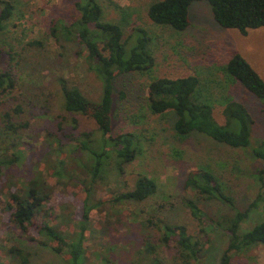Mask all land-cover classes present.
I'll return each mask as SVG.
<instances>
[{"label":"rangeland","instance_id":"rangeland-1","mask_svg":"<svg viewBox=\"0 0 264 264\" xmlns=\"http://www.w3.org/2000/svg\"><path fill=\"white\" fill-rule=\"evenodd\" d=\"M4 1H12L17 12L8 30L0 36V48L4 50L0 72L14 71L17 87L0 99V119L21 105L23 113L19 120L29 123V128L21 131L19 149L22 159L13 172L27 181L36 178L37 172L42 174L54 192L51 214L56 220L54 226L63 236H72L79 231L86 187L91 182V176L82 172L84 166L93 165L88 163L89 156L83 155V151H75L79 140L83 141V134L89 133L93 150L107 153L105 174L90 191L89 205L93 209L85 232L84 264H149L151 256L145 251V243L149 242L158 245L164 264H181L175 241L170 247L160 243L161 233L156 227L160 220L185 226L190 235L203 242L201 263L220 264L230 244V235L224 228L199 225L183 203L185 199L194 198V194L185 189L188 175L202 168L212 171L227 187L241 212H248L239 227V236L264 223V159L258 155L264 141V103L221 71L223 67L226 69L234 55L239 54L264 80V27L246 35L223 28L215 20L211 4L203 0L191 5L190 26L178 32L150 20L149 8L158 0H98L107 22H121L122 15L117 7L126 10L124 16H127L128 24L124 41H128V53L143 35L134 30H144L154 61L149 71L120 75L113 82L112 136L135 134L138 153L133 162L124 165L125 173L120 174L116 148L98 129L96 122L64 109L61 80L78 88L92 102H99L104 90L103 81L89 66L85 46L51 34L55 23L78 17L75 0ZM10 49L14 50L13 61ZM189 76L199 79L197 89L202 90L201 100L212 104L213 117L219 125L227 122L222 104L228 97L247 108L254 121L250 147L233 149L200 134L182 140L175 133L173 112L165 116L151 114L146 107L148 85L159 79ZM75 120L76 129L73 128ZM69 134L73 138H69ZM60 144L63 146L61 155L57 149ZM62 160L65 172L61 177L67 180L58 182L53 173L63 166L60 164ZM141 175L156 181L157 192L143 202L114 204L116 197L134 189ZM3 180L2 175L0 262L22 264L21 254H11L15 247L28 254L27 264H69L67 253L57 255L40 244L45 239L35 228L24 235L14 226L12 213L5 208L8 192L2 190ZM14 183L16 188L22 187L19 179ZM198 205L214 222L233 215L218 200H198ZM203 226L205 233L201 236ZM79 233H76V239ZM32 236L38 242L31 240ZM231 258V264H264V245L242 247L233 251Z\"/></svg>","mask_w":264,"mask_h":264},{"label":"trees","instance_id":"trees-1","mask_svg":"<svg viewBox=\"0 0 264 264\" xmlns=\"http://www.w3.org/2000/svg\"><path fill=\"white\" fill-rule=\"evenodd\" d=\"M196 1L203 0H158L151 4L148 11L149 18L155 24L169 26L178 32H183L190 26L189 9ZM204 1L211 4L215 20L223 28L238 30L246 35L251 30L264 27V0ZM75 7L79 13L78 17L55 23L51 34L55 38L75 40L85 46L89 66L103 81L104 90L101 100L92 102L78 88L71 87L65 80H61L65 99L64 109L69 113L90 117L96 122L103 135L113 142L118 161L117 169L120 174H123L125 173L124 165L133 162L137 157V143L136 136L132 133L120 134L118 137L112 136L115 108L113 82L120 75L146 72L153 67V57L148 48L149 39L144 30H134L143 35H140L137 45L128 53V41H124L125 26L128 24L127 16H124L126 14L124 8L117 7L122 15V21L112 23L105 21L104 10L98 0H75ZM16 12L17 8L12 1L0 0V36L8 30ZM13 51V49L9 51L11 61L15 57ZM3 58L4 50L0 48V66ZM221 71L231 80L239 82L264 103V80L241 55H234L228 61L226 69L223 67ZM198 84L199 79L196 76L156 80L148 85L146 107L153 115L165 116L173 112L176 117L174 129L179 139L185 140L193 134H200L233 149L250 147L254 121L247 108L233 98L224 99L226 102L222 105L225 106L224 115L227 122L226 125L221 126L213 117L212 104H209L208 100H201L202 90L198 91ZM16 87L14 71L9 69L0 72V99L12 93ZM22 113L23 108L18 105L14 110L3 114L0 119V178L3 175L5 181L3 180L2 183L5 182V185L2 190L8 192L6 193L8 203L5 208L11 211V222L24 235L31 233V230L35 228L45 239L40 242L45 248H50L57 255L67 253L70 257L69 264H84L85 232L93 209L89 205L90 191L105 174L104 158L107 153L93 150L89 133L83 134V141L79 140L75 151H83V155L89 156L88 163L92 162L93 165L84 166L85 169L82 172L91 176V182H89L90 186L86 187L85 208L83 218L78 224V232H80L78 238H75L78 232L72 236H63L54 226L56 220L51 214L54 209L51 205L54 192L45 182L42 174L37 172L36 178L27 181L13 172L14 167H18L16 164L22 159L19 149L21 131L29 128L28 122L19 120ZM77 126L75 120L73 128L76 129ZM59 129L62 130L61 125ZM68 136L73 138L71 134ZM60 145V148L54 147L58 149L59 155L63 154L61 149L63 146ZM258 155L264 159V141ZM60 164L63 166L58 170L54 166L56 169L53 173V176L58 177V182L67 180L61 177L65 172V162L62 160ZM15 179L22 182L20 189L16 188ZM157 189L155 180L141 175L134 189L116 197L113 203L143 202L153 196ZM185 189L190 190L194 198L185 199L183 203L199 225L207 224L213 228H224L230 235V244L220 264H231V253L242 247L264 245V223L257 225L243 236L238 235L240 225L249 214L239 210L235 198L229 194L227 187L212 171L202 168L190 173L185 182ZM198 200H218L225 204L233 215L214 222L200 208ZM40 220L42 222L38 223ZM149 224H153L152 221H149ZM156 227L161 233L162 245L170 247L175 241L181 264H204L201 263L200 256L204 244L200 239L190 235L185 226L160 220ZM200 232L201 236L205 233V226ZM31 238L34 240L33 236ZM34 242L38 241L35 239ZM145 251L151 256L149 264H164L157 244L145 243ZM11 254L14 256L21 254L23 256L21 263H28V254L22 249L13 247ZM0 264L4 263L0 262Z\"/></svg>","mask_w":264,"mask_h":264}]
</instances>
